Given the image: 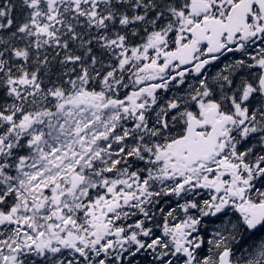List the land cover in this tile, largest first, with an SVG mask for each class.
<instances>
[{
  "label": "flooded vegetation",
  "instance_id": "1",
  "mask_svg": "<svg viewBox=\"0 0 264 264\" xmlns=\"http://www.w3.org/2000/svg\"><path fill=\"white\" fill-rule=\"evenodd\" d=\"M236 2L237 0H233L232 4ZM258 2L260 4L259 9L244 11L241 23L233 29H229L232 39L227 35L225 36L227 47H230L234 40L239 41L241 39L244 27H246V41L254 51L264 50V0H258ZM123 95H126L123 106L125 108L130 107L133 104V99L128 98L129 94L127 92H124ZM175 101L179 107L189 106L188 98L180 97ZM145 106L146 109L143 112L145 115L144 123L134 126L136 129L144 131L141 137L143 140L140 141L139 138H135V141H133V135H126L127 141L120 145L121 153L125 154L124 159H128L133 164L130 173L134 174L135 179L141 180L140 188L122 191L123 198L121 202L127 206L124 208L126 226L121 227V237L129 238L133 230L139 229L137 224H133L143 223L144 229L151 239L147 241L148 244L154 242L165 243L164 234L160 231L159 225L164 227L165 224H170L173 227L175 220L180 223L183 218L179 214L176 216L175 212L171 210L173 189L169 188L165 181L177 174L179 176L177 185L180 186L184 173L187 169H190L184 155L182 154L180 158L176 159L173 149L174 141L181 138L187 129L186 122L183 124L182 121V113L185 110L180 109L177 113L169 115L167 109L159 108L160 104L157 100H147ZM208 130L209 127L204 124L202 131L206 133ZM144 147H147L149 151H144ZM145 163L151 164V180L149 175L144 172L146 169ZM125 166L127 168V165ZM139 176H142V178ZM148 181L153 182L154 188H147ZM142 186L146 187L142 188ZM144 195L146 197L144 199L145 203L140 204ZM135 198L140 199L134 200ZM118 209L121 211L122 205H118ZM201 231L205 233L203 226L199 227V234H201ZM164 257V255L153 251L126 254L128 264H157V260Z\"/></svg>",
  "mask_w": 264,
  "mask_h": 264
},
{
  "label": "trees",
  "instance_id": "2",
  "mask_svg": "<svg viewBox=\"0 0 264 264\" xmlns=\"http://www.w3.org/2000/svg\"><path fill=\"white\" fill-rule=\"evenodd\" d=\"M0 9H4L7 14L13 9L15 15L12 27L0 31V53L5 54L6 60L10 61L15 51L27 50V53L30 54L28 64L19 67L21 69H31L35 75L44 78L40 83L41 86L65 85L64 79L55 81V78L79 79L73 73L76 69L80 77H84L86 74L89 79L90 76L104 71L103 66L98 61L101 64L106 63L108 57L106 52L99 46L98 40L110 39L114 36V33L105 36L103 32L104 37L97 39L100 29L90 28V2L80 4L76 9L67 8L64 10V16L56 15L54 28L57 36L53 39L45 38L37 28L29 29L28 33L22 32L24 26H31L34 22L31 9L24 0H13L12 3L9 0H0ZM108 11H111L109 7ZM131 39L135 40L136 37H131ZM53 40L62 44L63 51L61 50L59 54L56 55L52 49L49 51L40 49L44 44L51 46ZM49 56L51 59H48ZM93 56L98 57V61L93 59ZM73 58L78 60H72V63H70L69 61ZM87 86H90V80ZM5 99L4 93H0V106ZM258 243L261 246L263 245L262 240L256 241L254 245ZM251 246L253 245L248 244L244 247L250 248Z\"/></svg>",
  "mask_w": 264,
  "mask_h": 264
},
{
  "label": "rangeland",
  "instance_id": "3",
  "mask_svg": "<svg viewBox=\"0 0 264 264\" xmlns=\"http://www.w3.org/2000/svg\"><path fill=\"white\" fill-rule=\"evenodd\" d=\"M49 1L53 3L56 0ZM133 53L134 51H126L128 58L122 60V67H127L133 61ZM91 100H93V97ZM87 102L88 99L85 96H82L80 99L75 98L68 103H63L59 108V121L54 127L48 128V125H46L42 129H37L31 132L29 135L32 144L31 150L37 156L39 151L42 150L43 154H41V156L46 158V162L44 163L42 161L39 164H35L34 161H32L28 164V169L26 170L24 169L22 162L16 169V176L14 178H11L8 174L2 175L3 179H0V181L9 185V189L7 190L8 194L13 193L14 196H17L18 200L22 202L23 200H26V197H24L25 194H29V196L32 195V197L35 195V185L45 182L48 186V183H51L52 181L55 182L56 180L59 183L64 184L67 182V178H70L72 174L75 172H84L86 165L89 163L91 164L94 159L93 155H91L93 151L92 148L96 151V154L101 149L100 141L101 137L104 135V130L102 134H96L94 141H92L94 138L93 134L95 135V130H90L89 121L91 119L93 125V120L95 118L94 116L87 115ZM105 111H108V115L110 116L116 115L114 109L105 108ZM51 120H53L52 115L48 117V121ZM30 122H35L34 116H31L30 118L27 117L19 126L26 129ZM45 130L48 131L47 136L49 133H53V138L56 141L49 142V140L46 139V134L44 133ZM44 145H47L46 150L42 149ZM72 151L75 152V154L71 159H67V156H69ZM55 162L57 165H55ZM37 175L42 176V179L38 183L34 181L36 180ZM104 180H107V178L103 177L101 180L89 178L84 188L78 195L72 196V199L78 203L83 197H85L84 195L90 191V186H92V188L94 186L96 187ZM53 199L56 200L53 203H66L61 201L60 196L55 195ZM96 203H102V199L98 198ZM212 209L208 211L206 210V213L209 214ZM0 221L6 222L7 215L1 214ZM1 253L3 254V250ZM0 261L6 262L4 255L0 256Z\"/></svg>",
  "mask_w": 264,
  "mask_h": 264
},
{
  "label": "water",
  "instance_id": "4",
  "mask_svg": "<svg viewBox=\"0 0 264 264\" xmlns=\"http://www.w3.org/2000/svg\"><path fill=\"white\" fill-rule=\"evenodd\" d=\"M221 260H222V263H223V264H225L226 261H227L226 258H223V259H221Z\"/></svg>",
  "mask_w": 264,
  "mask_h": 264
}]
</instances>
